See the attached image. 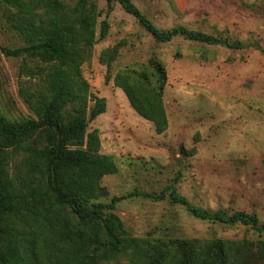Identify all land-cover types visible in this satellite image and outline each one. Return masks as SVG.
Returning a JSON list of instances; mask_svg holds the SVG:
<instances>
[{
    "label": "rangeland",
    "instance_id": "1",
    "mask_svg": "<svg viewBox=\"0 0 264 264\" xmlns=\"http://www.w3.org/2000/svg\"><path fill=\"white\" fill-rule=\"evenodd\" d=\"M58 1L72 6L79 0ZM6 2L0 0V114L21 122L35 118L21 91L37 92L42 82L33 73L37 61L6 53L26 45L13 27L17 11ZM84 2L95 8L96 43L81 72L90 93L106 101V111L88 131L97 130L100 154L111 156L117 167L101 179L108 196L98 202L124 198L113 213L132 238L220 239L255 250L264 233L196 219L171 203L168 193L207 211L254 215L264 224V0H131L160 31L181 27L230 46L182 37L159 43L118 3ZM152 61L166 76L161 99L168 126L162 133L131 108L116 85L126 77L151 89ZM161 194L162 200L155 199ZM63 215L72 222L68 210Z\"/></svg>",
    "mask_w": 264,
    "mask_h": 264
},
{
    "label": "trees",
    "instance_id": "2",
    "mask_svg": "<svg viewBox=\"0 0 264 264\" xmlns=\"http://www.w3.org/2000/svg\"><path fill=\"white\" fill-rule=\"evenodd\" d=\"M106 2L109 6L118 3L159 43L182 37L230 46L181 27L160 31L131 0ZM6 3L17 11L13 27L26 44L6 53L37 61L33 73L42 85L37 92L21 91L35 118L11 122L0 114V264H107L119 259L126 264H256L264 259V242L252 250L246 243L220 239L147 241L130 237L113 213L124 198L98 202L108 196L101 179L115 174L117 167L111 156L100 154L97 130L88 131L89 123L106 111L105 99L90 93L81 72L96 43L95 8H87L84 0L72 6L58 0ZM105 28L103 21L100 39ZM151 66L155 76L151 89L126 77L116 85L131 108L162 133L168 126L161 99L166 76L159 62L152 61ZM168 198L196 219L241 224L264 233V224L254 215L207 211L174 191H169ZM155 199L162 200L163 194ZM64 210L72 222L64 217Z\"/></svg>",
    "mask_w": 264,
    "mask_h": 264
}]
</instances>
